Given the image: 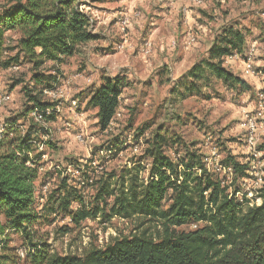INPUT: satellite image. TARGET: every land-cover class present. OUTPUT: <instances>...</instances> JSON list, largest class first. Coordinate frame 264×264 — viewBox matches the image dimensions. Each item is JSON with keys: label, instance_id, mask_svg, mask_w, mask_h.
Here are the masks:
<instances>
[{"label": "rangeland", "instance_id": "374dc122", "mask_svg": "<svg viewBox=\"0 0 264 264\" xmlns=\"http://www.w3.org/2000/svg\"><path fill=\"white\" fill-rule=\"evenodd\" d=\"M8 1L0 0V9ZM79 2L81 10L94 20L97 41L79 47L71 58L60 63L45 62L35 70L32 63L18 56L19 34L12 32L7 33L0 55V93L10 96L0 109V130L11 121L21 135L32 125L42 129L33 136L42 153L34 202L40 218L32 228L33 243H40L50 254L78 257L93 248L103 249L115 239L143 233L153 239L161 236V223L138 217L108 218L111 200H107V206L95 202L99 187L109 177L107 182L112 186L120 174L138 165L144 168L139 178H146L148 162L142 158L152 132L159 129L166 138L164 151L170 158L182 157L185 150H191L211 158V162L222 161L227 155L246 162L249 151L243 143L242 126L247 116L259 110L258 94L264 89V0ZM95 16L109 20L102 25ZM123 18L130 20L126 27L116 24ZM229 27L245 34V49L239 60L225 58L223 66L243 77L251 91H232L207 74L188 91L192 86L182 77L207 59L214 39ZM130 32L134 34L132 48L118 50V36ZM153 34L162 36V43L155 46L150 40ZM16 56L17 63L5 66ZM245 61L251 74L243 72ZM35 73L56 76L62 92L52 101L57 105L56 112L48 123H36L31 115L20 117L27 103L25 90L32 95L39 92L32 81ZM113 75L125 78L127 86L112 123L102 131L96 111L86 102L100 78ZM41 100L49 101L45 97ZM261 120L257 146L264 141V116ZM141 128L145 130L138 135L136 130ZM69 192L79 196L85 208L97 206L104 211L94 219L73 224L66 213L58 210V198ZM77 208L79 204L72 202L71 209ZM202 225L198 223L196 228ZM194 228L189 225L172 230L179 233ZM4 239V254L18 259V264H29L26 255L31 249L22 234L6 232Z\"/></svg>", "mask_w": 264, "mask_h": 264}, {"label": "trees", "instance_id": "16d2710c", "mask_svg": "<svg viewBox=\"0 0 264 264\" xmlns=\"http://www.w3.org/2000/svg\"><path fill=\"white\" fill-rule=\"evenodd\" d=\"M93 23L90 14L81 10L79 0H10L0 9V55L6 34L14 32L19 34L18 56L32 63L35 70L45 62L60 63L76 55L79 47L99 39ZM244 49L245 34L232 27L224 29L208 49L207 59L182 77L192 86L188 91L207 74L227 89L250 92L251 86L223 66L225 58L242 55ZM18 56L8 60L5 66L17 63ZM32 81L39 92L32 95L25 90L27 103L20 117L37 111L41 123L51 122L57 105L41 98H44L43 90L57 86V77L35 73ZM126 86L121 76H102L90 92L86 105L96 111L102 131L112 123ZM11 122L0 130V264H18V259L12 260L4 254L7 249L4 234L10 231L21 233L29 244L31 251L26 255L29 264H264V186L258 207L229 199L226 192L234 187V182L222 185L219 176L207 172L204 158L197 151L185 150L182 157L165 155L167 140L159 129L146 141L142 158L148 162L146 178H139L144 168L138 165L133 172L120 174L112 186L107 182L109 177L99 187L95 202L107 206V200H111L108 218L138 217L161 223V236L153 239L143 233L115 239L105 248L90 249L80 257L50 254L40 243H33L32 234L40 218L34 202L42 157L33 136L42 129L32 125L21 135L14 127L15 122ZM144 130L136 132L140 135ZM258 150L264 154V141ZM222 164L232 168L235 179L245 175L247 165L230 155ZM57 202L58 210L66 213L75 225L104 211L97 206L85 208L82 199L72 192ZM72 202H77L79 208L72 210ZM198 223L203 225L193 231L172 230Z\"/></svg>", "mask_w": 264, "mask_h": 264}, {"label": "built area", "instance_id": "2783aa9c", "mask_svg": "<svg viewBox=\"0 0 264 264\" xmlns=\"http://www.w3.org/2000/svg\"><path fill=\"white\" fill-rule=\"evenodd\" d=\"M129 22L130 20L128 18H123L118 20L117 25L126 27ZM117 49L122 50L124 49V46L120 45ZM227 58L229 60L236 61L239 60V55L233 54ZM243 65L244 74H251V68L250 65L247 64V61H245ZM42 92L43 96L48 98L50 102L62 95V92L59 91L57 86L53 90H43ZM258 98L259 110L255 114L250 115L251 117L247 116L242 126L244 129L243 143L245 145V149L249 151L247 153L248 157L246 162H240L241 164L247 165L245 175L241 178L235 179L236 177L231 167L222 164V161H219V159L215 160V162H211V158H204V164L207 172L219 176L222 180V185L229 186L230 183L234 182V187H229L226 192L229 199L233 198L237 202L243 203L248 207H258L261 205L260 194L264 186V154L258 150L256 138L258 121H262L261 119H263L264 116V89L258 94ZM9 101V95L0 93V109ZM72 104L75 106L76 102L73 101ZM45 114H48V112L46 111ZM30 115L34 122L41 123V115L37 111H34ZM37 146L39 151L41 146ZM191 226L196 228V225Z\"/></svg>", "mask_w": 264, "mask_h": 264}, {"label": "crops", "instance_id": "0c3cea01", "mask_svg": "<svg viewBox=\"0 0 264 264\" xmlns=\"http://www.w3.org/2000/svg\"><path fill=\"white\" fill-rule=\"evenodd\" d=\"M96 17V20L97 21H99L100 22V24H102V25H106V20L108 21L109 20V17H107V18H105V17H97V16H95ZM117 24V23H116ZM124 34V36H122L121 37V35H122V33L118 36L119 38V40H120V45H123L124 47L126 46V47H129V48H132V46H133V42H132V40H133V32H130V33H123ZM7 35V34H6ZM152 39H153V42L155 43V46H156V44H160V42L162 43V41H163V38H162V36H154V34L150 37V40L152 41ZM162 39V40H161ZM122 41V42H121ZM130 41H131V43H130ZM129 42V43H128ZM120 45H118V46H120ZM139 69V68H138ZM115 76H117V75H115ZM106 77V76H105ZM107 77H109V76H107ZM112 77H114V75L112 76ZM241 79H243V77H241Z\"/></svg>", "mask_w": 264, "mask_h": 264}]
</instances>
